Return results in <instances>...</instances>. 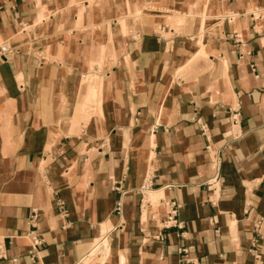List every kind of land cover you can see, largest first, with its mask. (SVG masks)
<instances>
[{
  "label": "crops",
  "instance_id": "1",
  "mask_svg": "<svg viewBox=\"0 0 264 264\" xmlns=\"http://www.w3.org/2000/svg\"><path fill=\"white\" fill-rule=\"evenodd\" d=\"M2 44L0 264H264V0H0Z\"/></svg>",
  "mask_w": 264,
  "mask_h": 264
},
{
  "label": "bare ground",
  "instance_id": "2",
  "mask_svg": "<svg viewBox=\"0 0 264 264\" xmlns=\"http://www.w3.org/2000/svg\"><path fill=\"white\" fill-rule=\"evenodd\" d=\"M155 193V192H154ZM151 194V191H150ZM108 239H107V234L103 235L101 239L96 241L90 255H92V258H98L99 259V252H103L107 247H108Z\"/></svg>",
  "mask_w": 264,
  "mask_h": 264
},
{
  "label": "built area",
  "instance_id": "3",
  "mask_svg": "<svg viewBox=\"0 0 264 264\" xmlns=\"http://www.w3.org/2000/svg\"><path fill=\"white\" fill-rule=\"evenodd\" d=\"M10 53V48L8 47V45H6V44H2V45H0V54L4 57V58H6V56H7V54H9ZM215 181H216V179H215ZM214 181V182H215ZM213 182V183H214ZM171 207H172V209H171V212H170V215H171V217L175 214V212H176V208H177V204L175 203V201H172L171 202ZM170 217V218H171ZM169 218V219H170Z\"/></svg>",
  "mask_w": 264,
  "mask_h": 264
},
{
  "label": "rangeland",
  "instance_id": "4",
  "mask_svg": "<svg viewBox=\"0 0 264 264\" xmlns=\"http://www.w3.org/2000/svg\"><path fill=\"white\" fill-rule=\"evenodd\" d=\"M104 235H105V233H104ZM106 249H107V248H106ZM106 249L104 250V252L106 251ZM88 261H89V260H88V259H86L85 263L87 264V263H88Z\"/></svg>",
  "mask_w": 264,
  "mask_h": 264
}]
</instances>
